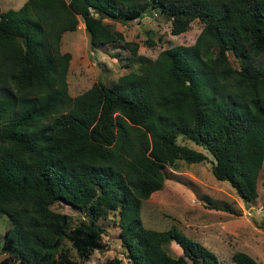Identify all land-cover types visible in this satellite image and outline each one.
<instances>
[{
	"label": "trees",
	"instance_id": "1",
	"mask_svg": "<svg viewBox=\"0 0 264 264\" xmlns=\"http://www.w3.org/2000/svg\"><path fill=\"white\" fill-rule=\"evenodd\" d=\"M149 7L173 35L199 22L191 45L151 58L104 22L136 20ZM79 20L89 44L121 40L137 66L72 96L71 53L60 38ZM178 135L212 155L216 179L254 201L264 164V0H26L0 11V215L11 221L0 264H80L102 248L98 222L111 213L130 264H219L174 226L159 231L141 220L142 201L164 187L169 166L207 159ZM57 200L86 218L71 226L51 208ZM172 239L182 249L176 257L164 249ZM231 260L260 264L244 251Z\"/></svg>",
	"mask_w": 264,
	"mask_h": 264
},
{
	"label": "rangeland",
	"instance_id": "2",
	"mask_svg": "<svg viewBox=\"0 0 264 264\" xmlns=\"http://www.w3.org/2000/svg\"><path fill=\"white\" fill-rule=\"evenodd\" d=\"M25 1L0 0V9H17ZM155 9L149 7L139 19L125 23L107 18L104 22L121 32L123 41L137 44L138 54L151 58H155L160 49L179 44L191 45L201 29L200 23L193 20L188 30L173 35L170 22L165 21L162 14H158ZM117 42L92 46L88 43L87 32L81 20L74 31L66 30L61 34V51L71 53L66 75L72 96L87 90L97 79L110 85L129 68L137 66L136 57L129 48L121 40ZM212 55L213 50L209 51L208 57ZM229 59L234 66L237 65L230 53ZM175 139L179 144L192 146L203 152L207 159L199 163L177 160L168 167L170 175L164 187L142 201L143 226L160 231L172 225L200 243L209 242L210 246L202 244L212 252L215 251L219 264H236L231 260L235 251H244L260 264H264V230L261 228V224H264V164L258 180V195L247 209L228 181L218 180L212 175L210 165L213 157L208 151L183 135H178ZM213 204L239 209L242 215L210 208ZM51 208L69 215L71 226L86 218L62 200H57ZM10 223L7 215H0V261L6 256V253L1 252V245L5 239L4 231ZM98 223L103 230L102 248L93 251L80 264H99L111 259L117 260L114 264H130L119 237L117 217L111 213ZM66 243L70 245L68 241ZM164 249L173 257L182 254L180 245L173 239L164 244ZM71 254L74 259L79 260L73 249Z\"/></svg>",
	"mask_w": 264,
	"mask_h": 264
},
{
	"label": "crops",
	"instance_id": "3",
	"mask_svg": "<svg viewBox=\"0 0 264 264\" xmlns=\"http://www.w3.org/2000/svg\"><path fill=\"white\" fill-rule=\"evenodd\" d=\"M21 5H22V4H21ZM4 10L6 11V10H8V9H4ZM0 11H2V10L0 9ZM217 230H218V229H217ZM217 232H218V231H217ZM217 232H216V233H217ZM218 235H219V234H217L216 237H218ZM194 238H195V237H194ZM195 239H196V238H195ZM196 240H197V239H196ZM211 240H212V239H211ZM214 240H215V239H214ZM214 240H213V241H214ZM200 241H201V240H200ZM213 241H212V242H213ZM202 243H203V244H207L208 246L211 245V244H209V242L207 243V242H205V241H203ZM202 243H201V244H202ZM203 244H202V245H203ZM205 247H206V246H205ZM211 248H213V247L211 246ZM214 252H215V251H214ZM216 256H217V255H216ZM253 259H255V258H253ZM255 260H256V259H255Z\"/></svg>",
	"mask_w": 264,
	"mask_h": 264
},
{
	"label": "water",
	"instance_id": "4",
	"mask_svg": "<svg viewBox=\"0 0 264 264\" xmlns=\"http://www.w3.org/2000/svg\"><path fill=\"white\" fill-rule=\"evenodd\" d=\"M241 202H243L245 208L249 209V204L244 200V199H241ZM252 212V211H251ZM253 213V212H252Z\"/></svg>",
	"mask_w": 264,
	"mask_h": 264
},
{
	"label": "built area",
	"instance_id": "5",
	"mask_svg": "<svg viewBox=\"0 0 264 264\" xmlns=\"http://www.w3.org/2000/svg\"><path fill=\"white\" fill-rule=\"evenodd\" d=\"M259 210V209H258ZM262 211H264V207L262 208Z\"/></svg>",
	"mask_w": 264,
	"mask_h": 264
}]
</instances>
